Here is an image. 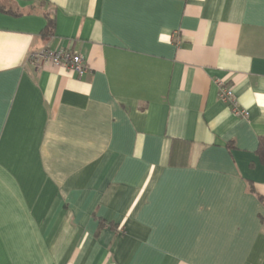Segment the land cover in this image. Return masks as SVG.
Returning <instances> with one entry per match:
<instances>
[{
	"label": "crops",
	"instance_id": "0c3cea01",
	"mask_svg": "<svg viewBox=\"0 0 264 264\" xmlns=\"http://www.w3.org/2000/svg\"><path fill=\"white\" fill-rule=\"evenodd\" d=\"M0 5V264H264V0Z\"/></svg>",
	"mask_w": 264,
	"mask_h": 264
},
{
	"label": "built area",
	"instance_id": "2783aa9c",
	"mask_svg": "<svg viewBox=\"0 0 264 264\" xmlns=\"http://www.w3.org/2000/svg\"><path fill=\"white\" fill-rule=\"evenodd\" d=\"M31 60L37 65L50 63L54 66H64L74 71L78 76L83 75L88 70L84 58L79 53L70 52L67 50H53L44 48L31 55ZM218 87V98L225 103L231 112L236 116H246L247 111L239 108L236 96L232 88L226 85L222 80H215Z\"/></svg>",
	"mask_w": 264,
	"mask_h": 264
},
{
	"label": "trees",
	"instance_id": "16d2710c",
	"mask_svg": "<svg viewBox=\"0 0 264 264\" xmlns=\"http://www.w3.org/2000/svg\"><path fill=\"white\" fill-rule=\"evenodd\" d=\"M0 11L3 13H8L11 15H20L19 11L12 10L11 8H6L2 5H0ZM44 18L46 20L45 26L42 29V35L44 36H50L53 33V27H54V21L50 13L45 12L44 13ZM264 144V142H260V145Z\"/></svg>",
	"mask_w": 264,
	"mask_h": 264
}]
</instances>
